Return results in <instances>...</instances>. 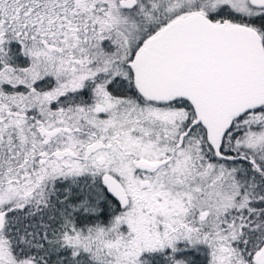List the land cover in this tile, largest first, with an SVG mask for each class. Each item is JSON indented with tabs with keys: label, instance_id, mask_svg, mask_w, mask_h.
Returning a JSON list of instances; mask_svg holds the SVG:
<instances>
[{
	"label": "rangeland",
	"instance_id": "1",
	"mask_svg": "<svg viewBox=\"0 0 264 264\" xmlns=\"http://www.w3.org/2000/svg\"><path fill=\"white\" fill-rule=\"evenodd\" d=\"M120 1L37 0L31 7L26 19L34 26L28 46L35 59L32 72H52L58 81L42 100L54 101L61 92L79 87L84 77L93 75L75 62L88 61L94 47L95 58H102L107 49V58L119 56L110 63L114 65L112 75L131 78L134 68L130 69L129 61L164 19L179 13L170 0H135L131 6H121ZM109 69L95 60V74H108ZM159 102L113 95L106 80L98 79L95 105L77 110L92 132L75 131L61 114L48 112L45 121L37 125L10 113L4 115L7 110L0 107V139L10 127L16 137L28 130L34 141L43 145L38 158L47 171L83 172L100 179L108 173L121 181L126 198L115 221L128 224V230L115 233L114 238L92 241L96 264H149L147 254L164 249L191 250L190 256L201 253L205 264H254L261 243L242 250L243 226L230 221L228 213L252 209L257 196L237 178L228 157L243 156L264 169V104L233 120L221 140L219 156L204 132H186L190 122L186 107H177L170 99ZM139 160L160 164L143 170L135 166ZM27 176L23 175L22 183L2 180L0 211L15 197L28 193ZM90 239L77 241L81 245L86 242L89 249ZM180 262L170 264H188ZM0 264L35 263L15 259L0 237Z\"/></svg>",
	"mask_w": 264,
	"mask_h": 264
},
{
	"label": "trees",
	"instance_id": "2",
	"mask_svg": "<svg viewBox=\"0 0 264 264\" xmlns=\"http://www.w3.org/2000/svg\"><path fill=\"white\" fill-rule=\"evenodd\" d=\"M36 1L0 0V107L7 110L4 115L19 116L25 123L42 124L48 112L62 117L68 115V121H71L75 119V109L87 103L85 94L79 92L74 97L42 100L58 81L54 73L42 69L36 75L32 72L35 59L28 46L34 35V26L26 16ZM105 52L110 53L108 49ZM105 52L102 58H95V47L89 51L88 61L96 60L103 67L110 68L108 74H96L97 78L106 80L107 89L113 95L139 98L131 82L111 74L114 65L110 63L119 56L112 54L107 58ZM174 105L189 106L186 101H175ZM42 150L41 142L34 141L28 130L16 137L14 127H10L2 134L0 184L7 179L22 183L25 180L23 175H28L29 184L25 188L30 185V190L26 189L28 193H22L2 206L0 237L17 260H30L35 264H82L81 260H84L85 264H96L92 255L95 243L92 241L114 238L117 232L127 233L128 224L115 221L121 215L120 204L107 192L98 175L90 177L83 172L66 173L61 169L47 171L38 158ZM229 161V165L236 168L237 178L251 186L257 196L252 209L228 213L230 221L243 226L239 247L246 250L256 242L257 246L263 242L264 169L259 163L248 160ZM77 238H91L90 248L86 242L79 244ZM102 245L100 243L99 247ZM190 254H193L191 250L164 249L153 250L147 256L149 264L185 260L188 264H205L203 254Z\"/></svg>",
	"mask_w": 264,
	"mask_h": 264
},
{
	"label": "water",
	"instance_id": "3",
	"mask_svg": "<svg viewBox=\"0 0 264 264\" xmlns=\"http://www.w3.org/2000/svg\"><path fill=\"white\" fill-rule=\"evenodd\" d=\"M134 3L135 0L120 1L121 6ZM226 30L223 26L209 28L206 21L194 16L176 19L150 37L131 62L139 94L153 100L185 97L215 149L230 127L231 116L264 101V56L258 40L255 52L260 66L242 63L239 58L231 62L227 57L239 55L241 42L236 28ZM159 164L135 162L136 168L143 170ZM101 181L110 195L122 201L123 189L113 175L104 173ZM253 262L264 264V244L253 256Z\"/></svg>",
	"mask_w": 264,
	"mask_h": 264
},
{
	"label": "flooded vegetation",
	"instance_id": "4",
	"mask_svg": "<svg viewBox=\"0 0 264 264\" xmlns=\"http://www.w3.org/2000/svg\"><path fill=\"white\" fill-rule=\"evenodd\" d=\"M170 1H172V3H175L176 6L179 7L178 15H176L175 17L169 20L164 19L158 31L150 35L149 38L158 34L163 28L168 26L171 22H173L176 19L194 16L196 17V19H201V20L206 21V23H208L209 25V28H212V25L223 26L228 30L236 28L238 31L236 32L237 33L236 37H238L239 41L241 42V45L238 51L239 55L228 54L230 56H228L227 59L230 58L229 60L231 62H234L235 60H238L237 58H239L241 59L242 63H248L249 65L253 67L260 66V63H261L260 58L255 52V48H256L255 40H258V43L260 45V48L264 56V0H170ZM161 4H162V1L160 5ZM178 4H182V5L178 6ZM228 30L226 31L229 32ZM147 40L145 43H147ZM145 45H143L141 49ZM241 47L243 51L241 50ZM141 49L137 52V54L141 51ZM136 55H134V57ZM75 64L78 67H81V66L85 67L87 69L86 71H91L93 75L84 77L79 87L73 90L66 89V91L61 92L60 95L57 97H60V96L68 97V95H70L69 97H74L79 92H82L85 94L86 100H87V103L85 105L89 106L90 103H93V102L95 105V84L98 83V78L96 76L98 72L95 74V61H84V62L77 61L75 62ZM128 64L130 65V69H131L132 68L131 62L129 61ZM49 73H52V72H49ZM121 79L131 82L134 86V90L137 93V95L141 98H146V97L141 96L139 92L137 91L135 84H134V75H132L131 78L123 77ZM168 99L172 100L173 103L175 101H178V102L186 101L188 103L189 108L187 107V109L190 115V119H189L190 122H189V125L186 127V132L189 129L199 128L203 130V132L206 135V139L208 141L205 127L203 126L200 120H196V115H195L194 109L192 105L190 104V102L185 97L169 96V98L165 100H168ZM148 100L155 101L158 103H160L159 101H161V100H153V99H148ZM263 104H264V101L254 107H251L249 110L243 113H240L238 115H233L230 117L229 129L223 132L220 140L218 141V147L216 149L213 147L217 155L222 156V149L220 147L221 140L224 137V135L228 133V131H230L233 120H235L236 118L242 117L245 114L251 113L252 111L260 108ZM85 105H82L75 109V119L68 121L69 119L68 115H65V114H64L65 117L63 118H65V120L74 127L75 131H78L79 129L82 130L83 128L85 129L86 132H92V130H90V128L92 129V126L89 124L85 125L83 118L77 112V110H80V108L84 107ZM175 106H178V105H175ZM180 107H183V106H180ZM94 111H95V107H94ZM228 158H229L228 160H246V158L243 156H230ZM114 177L121 184V181L117 178V176H114ZM121 187L123 189V199L122 201L117 200L120 206L124 203L125 198H126L125 191H124L122 184H121ZM263 244H264V241L261 243L260 247Z\"/></svg>",
	"mask_w": 264,
	"mask_h": 264
}]
</instances>
